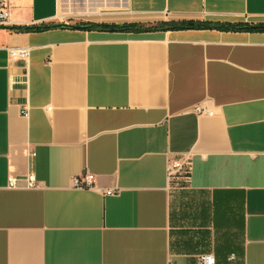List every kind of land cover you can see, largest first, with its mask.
<instances>
[{"label": "crops", "instance_id": "1", "mask_svg": "<svg viewBox=\"0 0 264 264\" xmlns=\"http://www.w3.org/2000/svg\"><path fill=\"white\" fill-rule=\"evenodd\" d=\"M10 17L0 264H264V30H14L259 24L264 0H12Z\"/></svg>", "mask_w": 264, "mask_h": 264}, {"label": "trees", "instance_id": "2", "mask_svg": "<svg viewBox=\"0 0 264 264\" xmlns=\"http://www.w3.org/2000/svg\"><path fill=\"white\" fill-rule=\"evenodd\" d=\"M88 25V24H86ZM93 29L106 30V31H128V32H145L155 30H167L178 28H218V29H231V30H247L258 31L262 30L256 28L253 23L249 22H213V21H200V20H181V21H167L157 23H95ZM51 27H62L60 24L46 25V26H30V27H15L17 31L27 30H44Z\"/></svg>", "mask_w": 264, "mask_h": 264}, {"label": "built area", "instance_id": "3", "mask_svg": "<svg viewBox=\"0 0 264 264\" xmlns=\"http://www.w3.org/2000/svg\"><path fill=\"white\" fill-rule=\"evenodd\" d=\"M12 0H0V29L9 28L12 25L10 17V8ZM14 54L25 55L26 51L23 49H15ZM25 115L28 114V111H24ZM190 170L189 162L187 159L184 160H174L169 165V175L174 177L178 174H188ZM31 178V185L35 186L34 177ZM14 177L9 178L11 185L14 184ZM73 185L78 188H93L95 186V174L91 172L81 173L74 177ZM107 194H112L114 191L109 189L106 191ZM200 264H216L215 256L211 253H205L199 257Z\"/></svg>", "mask_w": 264, "mask_h": 264}, {"label": "water", "instance_id": "4", "mask_svg": "<svg viewBox=\"0 0 264 264\" xmlns=\"http://www.w3.org/2000/svg\"><path fill=\"white\" fill-rule=\"evenodd\" d=\"M60 25L64 27H70V28H91L93 25H78V24H66V23H61ZM256 28L264 30V23H259L254 25ZM29 27V26H25Z\"/></svg>", "mask_w": 264, "mask_h": 264}]
</instances>
